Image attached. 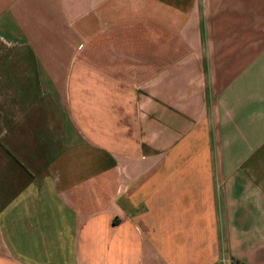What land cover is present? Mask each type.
<instances>
[{
	"label": "crops",
	"instance_id": "crops-1",
	"mask_svg": "<svg viewBox=\"0 0 264 264\" xmlns=\"http://www.w3.org/2000/svg\"><path fill=\"white\" fill-rule=\"evenodd\" d=\"M0 264H264V0H0Z\"/></svg>",
	"mask_w": 264,
	"mask_h": 264
},
{
	"label": "rangeland",
	"instance_id": "rangeland-1",
	"mask_svg": "<svg viewBox=\"0 0 264 264\" xmlns=\"http://www.w3.org/2000/svg\"><path fill=\"white\" fill-rule=\"evenodd\" d=\"M4 56L3 47L0 45V58Z\"/></svg>",
	"mask_w": 264,
	"mask_h": 264
}]
</instances>
